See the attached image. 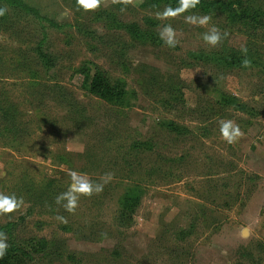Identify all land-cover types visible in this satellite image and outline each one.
I'll use <instances>...</instances> for the list:
<instances>
[{"label":"rangeland","instance_id":"374dc122","mask_svg":"<svg viewBox=\"0 0 264 264\" xmlns=\"http://www.w3.org/2000/svg\"><path fill=\"white\" fill-rule=\"evenodd\" d=\"M96 71L121 98L90 93ZM12 196L0 233L17 264H264V0H0Z\"/></svg>","mask_w":264,"mask_h":264},{"label":"clouds","instance_id":"9594fccd","mask_svg":"<svg viewBox=\"0 0 264 264\" xmlns=\"http://www.w3.org/2000/svg\"><path fill=\"white\" fill-rule=\"evenodd\" d=\"M78 4H84L85 0H77ZM189 21L197 22L199 24H205L208 22L209 17L208 16H203L199 18H193V17H188L186 18ZM160 39L163 41V43L168 46V47H174L176 44L175 40V35H174V30L171 28L170 25L165 26L159 33ZM203 39L206 43L215 46L219 43L221 40V34L217 30L215 26H212L208 32L204 33ZM242 51L246 52V49H242ZM244 63L246 64L247 61L245 60ZM220 128H221V133L225 135V138L228 140V142H232V140L235 137H238L240 133V129L237 125L233 124L232 121H221L220 122ZM226 129H231V134L226 133ZM75 179V177H74ZM103 188V184L97 183L94 186H89L87 188H81L80 191L84 192L85 194H91L93 191L99 192ZM64 200L66 201L63 204V207L65 210L71 212L74 211L76 207V196L74 194H69V193H62L56 197V202L61 203V201ZM17 202L15 196L12 197H0V212L8 213L13 211L17 207ZM4 238V234L0 233V255L3 254L4 249L6 245L2 242Z\"/></svg>","mask_w":264,"mask_h":264},{"label":"trees","instance_id":"16d2710c","mask_svg":"<svg viewBox=\"0 0 264 264\" xmlns=\"http://www.w3.org/2000/svg\"><path fill=\"white\" fill-rule=\"evenodd\" d=\"M8 1L11 2V0ZM88 90L90 91L91 94L107 101H114L117 100L118 98H121L122 96V94L117 91V88H114L112 84L105 78V76L100 71H96V73L93 75L89 83ZM137 201L138 198L137 196L135 197V193H131L129 194V196L126 195L123 198V204H125V207L134 206L137 203ZM132 214L133 212L126 214V208L125 211L121 210L120 212L121 220L131 221L133 218ZM18 251L19 248L4 249L3 254L0 255V264H17L16 263L17 255L18 257L22 256V253L23 255H26L25 252L19 254Z\"/></svg>","mask_w":264,"mask_h":264}]
</instances>
